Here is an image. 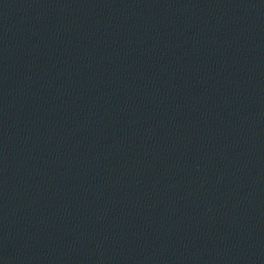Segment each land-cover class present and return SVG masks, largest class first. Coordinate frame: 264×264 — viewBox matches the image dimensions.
Masks as SVG:
<instances>
[{
	"label": "water",
	"instance_id": "95a60500",
	"mask_svg": "<svg viewBox=\"0 0 264 264\" xmlns=\"http://www.w3.org/2000/svg\"><path fill=\"white\" fill-rule=\"evenodd\" d=\"M0 264H264V0H0Z\"/></svg>",
	"mask_w": 264,
	"mask_h": 264
}]
</instances>
